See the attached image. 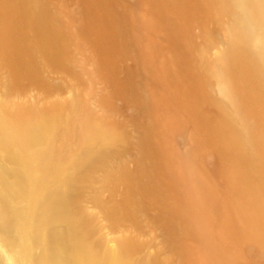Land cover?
<instances>
[{
	"label": "rangeland",
	"instance_id": "1",
	"mask_svg": "<svg viewBox=\"0 0 264 264\" xmlns=\"http://www.w3.org/2000/svg\"><path fill=\"white\" fill-rule=\"evenodd\" d=\"M107 1L102 10L90 0H32L49 20L55 57L38 48L31 15L18 26L20 63L0 55V160L14 164L11 185L0 187V264H46L44 236L55 227L70 253L67 225L45 228L54 194H75L71 215L100 255L264 264V238L248 236L255 202L246 206L234 186L257 191L260 182L264 192V112L248 102L264 81V0ZM107 22L117 33L105 38ZM91 129L101 132L96 141ZM235 139L238 169L219 147ZM99 154L106 158L90 167ZM123 174L136 188L117 181ZM233 216L247 232H233Z\"/></svg>",
	"mask_w": 264,
	"mask_h": 264
},
{
	"label": "bare ground",
	"instance_id": "2",
	"mask_svg": "<svg viewBox=\"0 0 264 264\" xmlns=\"http://www.w3.org/2000/svg\"><path fill=\"white\" fill-rule=\"evenodd\" d=\"M183 4V3H182ZM181 4V6H182ZM106 5H108L107 0H90L88 4V8L95 9H105ZM31 7H35L32 5V0H22L19 2V6L14 5V2L12 0H0V55L5 57V60L9 66L12 65V61L16 63H20L19 59L21 58L22 54L25 53V42L22 40L23 34L19 32L18 26L22 25V22L27 21L28 23H32L30 21V15L32 18H34V22H36L39 26L38 33L36 35V42L37 46L40 50H42L43 53L47 54L50 57H55L56 55V46L54 44V39L51 37L50 31V25L47 24L49 20L46 18H42L39 16V12H33L31 10ZM30 9V10H29ZM41 9V8H40ZM42 10V9H41ZM184 11V10H182ZM31 12V13H30ZM44 12V11H43ZM179 12V11H178ZM19 15H18V14ZM180 13V12H179ZM13 14H17L18 16L16 19H13ZM35 14V17H33ZM107 15V14H106ZM51 23V22H50ZM107 25H109V29L107 30V33L105 32L103 36L106 38V34L109 37L111 34L115 35L116 30L111 32L112 26L111 22H107ZM25 28L30 29L29 24L25 26ZM34 28V27H33ZM111 33V34H110ZM108 42V41H107ZM112 46L116 47V44H112ZM100 52L108 53L106 51L111 50L109 47H107V44L105 43L104 49H100ZM27 54V53H26ZM25 54V55H26ZM20 57V58H19ZM23 58V57H22ZM235 62L242 68L246 69L248 66L251 68V70H254L256 73V69L251 67L250 65L242 63V58L239 57L235 60ZM13 67V66H11ZM254 77V75L252 76ZM261 82V88L259 92H253L251 93L250 97L248 98L249 103H253L252 106L254 107L255 111L258 113L264 112V81ZM34 129H37V125L32 126ZM50 127V126H49ZM24 128V127H23ZM26 128V127H25ZM16 132L15 135H23L26 131L25 129H13ZM88 132V140L96 141L101 136V132L99 129H91ZM46 129L41 127V133L42 135L46 134ZM42 137L39 139H33L32 142L37 143ZM218 138V137H216ZM235 140L231 141V144L227 143V148L224 149L221 147L219 143V147L225 152L226 151V163L225 165H229L231 168L234 166L238 169L239 164L236 165L239 161L238 157H240L239 148L236 145L237 142ZM238 141V140H237ZM218 142V140H217ZM257 143L261 146L259 141ZM94 152V151H93ZM102 154V153H101ZM101 154L96 155L97 159H94L95 161L93 164L90 165V167H95L96 163L100 164L102 163L103 159L106 158V156H102ZM44 155L41 154V157ZM241 160V159H240ZM86 162V161H85ZM236 162V163H235ZM86 164L81 163V161L78 163L79 168L81 167H87ZM10 166V167H9ZM14 167V164H7V162L0 160V187L1 189L8 188L11 185V174L12 168ZM242 168V167H240ZM137 174V173H136ZM87 176V175H86ZM138 177H140L138 180V183H134L136 185L140 184V180L146 178V174L144 171V168L140 169L138 172ZM128 176L126 174L121 175V177L117 180L119 183H124L129 187H134L133 183L131 182V178L127 179ZM134 181V177H133ZM153 181H146L144 186L147 185V187L151 186V183ZM69 185V182H66ZM261 183L256 182L254 184V187H258L257 191L254 190L252 183H245L244 182H238L234 184V186H239L240 190H244L242 193L245 195V198L247 199L245 204L248 206L249 202H255V207H253V211L250 212L246 211V217L247 221L249 223V227L251 229V232H249V235H252L258 239L262 240L264 238V192L262 190V186L259 187ZM256 185V186H255ZM131 187V188H132ZM143 186H141L142 188ZM128 189V188H127ZM74 191H76V188H73ZM239 190V191H240ZM254 190V192H253ZM249 191L251 193H249ZM160 195V194H159ZM65 196V195H64ZM77 197L75 194L71 195L68 194L66 197H62L60 194H54V199L50 201L49 207H47L44 210V216L46 219V229H49V227L53 224L58 223H64L67 225V227L71 231L73 245L71 246L70 253L65 251V246L60 245L59 236L61 235L58 231V227L52 228L51 232L49 231L46 236H44V251H43V258L46 261V264H129L125 258L122 255L118 254H110V256L106 257L104 255H100L97 250L94 248V246L87 242V239L84 235V227L79 219H76L74 216L71 215L72 211V204H74ZM129 205L125 206V212H128ZM47 215V216H46ZM128 215V214H127ZM4 207L1 204L0 207V229H4L6 227V224L3 222L4 219ZM231 219L235 220L234 222V233H240V230H244L247 232V229L242 227L240 225V222L233 216ZM261 220V221H259ZM258 234V235H257ZM65 237V236H64ZM48 238V239H47ZM71 239V238H70ZM123 254V253H122Z\"/></svg>",
	"mask_w": 264,
	"mask_h": 264
}]
</instances>
